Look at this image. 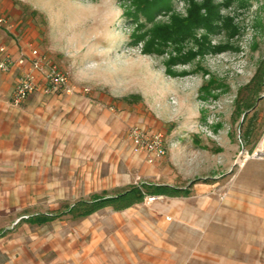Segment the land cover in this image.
Returning <instances> with one entry per match:
<instances>
[{
  "label": "rangeland",
  "instance_id": "1",
  "mask_svg": "<svg viewBox=\"0 0 264 264\" xmlns=\"http://www.w3.org/2000/svg\"><path fill=\"white\" fill-rule=\"evenodd\" d=\"M13 1L21 18L31 20L38 49L70 82L133 109L163 133L167 155L143 171L114 156L111 166L101 163L95 184L76 180L71 162H58L50 173L62 176L37 185L33 199L25 198L23 185L0 187V264H20V256L45 264L58 241L77 250L74 258L83 264H264V157L252 156L264 139V85L252 108L244 104L245 86L264 68V0L223 5L222 16L233 18L239 33L229 36L219 21L209 38L230 47L176 65L186 72L178 76L166 71L167 53L145 54L142 43L131 42L129 0ZM172 1L186 16L188 2ZM156 20L169 21L170 13L160 11ZM192 181L187 196L148 195L125 210L107 207L85 218L66 212L103 189ZM56 210L62 213L43 225L27 221Z\"/></svg>",
  "mask_w": 264,
  "mask_h": 264
},
{
  "label": "crops",
  "instance_id": "2",
  "mask_svg": "<svg viewBox=\"0 0 264 264\" xmlns=\"http://www.w3.org/2000/svg\"><path fill=\"white\" fill-rule=\"evenodd\" d=\"M0 15L6 16L11 24L10 28L0 26V46H6L15 60L22 54L27 58L22 66L16 63L9 71L0 70V187L23 185L25 198L33 199L40 192L38 186L46 184L48 177L62 176L50 173L60 168L58 162L62 161L71 162L75 179L80 181L81 177L88 184L97 182L101 163L111 166L114 156L127 167L142 171L144 165H152L134 153L132 141L125 136L132 124L142 120L133 109L116 104L104 93L86 92L77 82L71 83L74 87L71 93L47 92L43 72L34 69L39 89L15 105L17 77L30 66L32 49H40V44L31 20L21 18V10L13 0H0ZM124 188H115V192ZM103 191L109 192L108 189L95 191L89 198L78 200L91 199ZM60 213L56 210L38 214L59 216ZM59 242L51 247L54 255L45 264H83V259L74 258L79 255L77 250L71 248L70 254L66 251L71 249ZM19 260L20 264L27 263L22 256Z\"/></svg>",
  "mask_w": 264,
  "mask_h": 264
},
{
  "label": "trees",
  "instance_id": "3",
  "mask_svg": "<svg viewBox=\"0 0 264 264\" xmlns=\"http://www.w3.org/2000/svg\"><path fill=\"white\" fill-rule=\"evenodd\" d=\"M134 10L127 13L134 21V30L131 33L133 44L142 43V52L145 54H168L165 60L166 71L170 75H177L174 67L180 63L194 60L197 56L204 57L208 52H220L230 47L228 43L212 44L209 34L220 29L222 26L228 29L229 36L233 37L239 33L238 27L232 25L233 18L221 14L223 5H231L235 0H186L188 2L187 15L183 16L173 9L172 0H129ZM245 2V1H244ZM246 3V2H245ZM167 10L170 13L169 21H157V14ZM145 17V20L141 19ZM204 29L206 33L201 36L198 31ZM194 43L197 49L190 46ZM189 45V47H188ZM187 49V50H186ZM186 74V72H183ZM264 68L260 67L245 86L247 97L244 104L247 109L254 106L253 100L263 92ZM192 181L188 187H177L162 183L131 184L128 187L110 193L103 191L94 194L91 199H82L67 206L66 212L74 218H85L89 215L111 207L120 211L142 203L148 195L180 196L189 195ZM57 215L37 214L28 217L33 224H45L54 219Z\"/></svg>",
  "mask_w": 264,
  "mask_h": 264
},
{
  "label": "built area",
  "instance_id": "4",
  "mask_svg": "<svg viewBox=\"0 0 264 264\" xmlns=\"http://www.w3.org/2000/svg\"><path fill=\"white\" fill-rule=\"evenodd\" d=\"M0 26L11 27L6 16L0 15ZM27 62L25 54L15 60L6 46H0V70L9 71L16 63L20 66ZM43 72L45 80V91L47 92H67L74 91L69 75L63 71L48 55L42 53L38 48L32 49V59L30 66L23 70L17 77L13 103L19 105L28 96L39 89L40 83L37 81L33 70ZM85 88V91H88ZM128 137L132 141L133 151L136 155L144 157L148 164H156L167 155L165 136L160 131L150 130L143 122L132 124L128 131ZM252 156L264 157V139L253 151ZM250 157V155H247Z\"/></svg>",
  "mask_w": 264,
  "mask_h": 264
},
{
  "label": "bare ground",
  "instance_id": "5",
  "mask_svg": "<svg viewBox=\"0 0 264 264\" xmlns=\"http://www.w3.org/2000/svg\"><path fill=\"white\" fill-rule=\"evenodd\" d=\"M183 72H185V71H183V70H182V72L176 71L177 75H172V76L184 75Z\"/></svg>",
  "mask_w": 264,
  "mask_h": 264
}]
</instances>
